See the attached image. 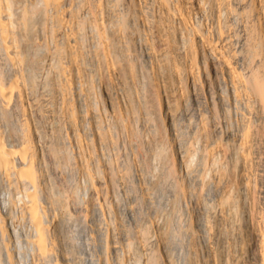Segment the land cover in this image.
Returning <instances> with one entry per match:
<instances>
[{"label": "bare ground", "instance_id": "6f19581e", "mask_svg": "<svg viewBox=\"0 0 264 264\" xmlns=\"http://www.w3.org/2000/svg\"><path fill=\"white\" fill-rule=\"evenodd\" d=\"M3 191L0 264H264V0H0Z\"/></svg>", "mask_w": 264, "mask_h": 264}, {"label": "rangeland", "instance_id": "374dc122", "mask_svg": "<svg viewBox=\"0 0 264 264\" xmlns=\"http://www.w3.org/2000/svg\"><path fill=\"white\" fill-rule=\"evenodd\" d=\"M7 72H9V71H7ZM77 180H79L78 182H77ZM81 179H76V184H81L82 182V184H81V187L84 185V181H80ZM84 188V187H83ZM82 195H86L85 194V190H83L82 191ZM0 198H1V201H2V207L4 208V210L5 209H7V207H8V205H9V200H8V194H7V192H5V191H3V193L2 194H0ZM17 203H18V206H20V205H22L23 203H24V201L22 200V199H20V197L18 196L17 197ZM73 231H75V229H71V234L73 233V235L72 236H74V233L75 232H73ZM76 242L75 243H79V241H77V239H74ZM27 244V242H26V240H23L22 241V247H23V249L26 251L27 249H26V245ZM31 257H32V255L30 254V252H28V255H27V261H28V263H32V260H31Z\"/></svg>", "mask_w": 264, "mask_h": 264}]
</instances>
